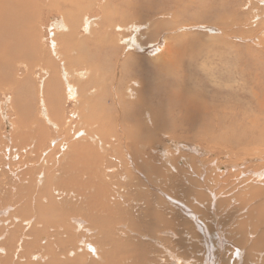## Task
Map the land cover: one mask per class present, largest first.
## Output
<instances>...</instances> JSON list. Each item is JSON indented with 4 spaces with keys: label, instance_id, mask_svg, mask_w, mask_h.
<instances>
[{
    "label": "bare ground",
    "instance_id": "6f19581e",
    "mask_svg": "<svg viewBox=\"0 0 264 264\" xmlns=\"http://www.w3.org/2000/svg\"><path fill=\"white\" fill-rule=\"evenodd\" d=\"M240 1L243 0H200L198 6L195 0H0V104L9 103L12 113L5 116L0 106V119L11 122L13 130L9 134L0 131V226L7 231L13 229L12 234L21 237L34 224L33 220L24 219L34 218L36 212L46 220L45 227L52 225V220L42 214L44 208L51 210L52 200L47 207L41 202L34 205L36 194L30 189L25 190L29 185L27 176L32 178V174L41 172L45 165L50 170H63L65 178L60 182L54 178L52 189L56 193L55 199H61L63 207L60 210L66 215L81 211L87 217L117 215L122 210L110 202V192L107 195L104 185L108 188V184L100 178L101 170L105 172L109 166L71 167L88 158L101 162L104 154L106 157L108 153L118 151L117 146H133L138 138L153 139L156 135L150 127L154 131L179 127L175 118L179 114L189 117L187 129L199 137L229 144L254 137L264 146V130L252 127L253 124L261 125V120L254 112L248 113L244 89L238 95L230 93L225 99L218 98L216 87L220 85L215 83L211 85L213 89H208L209 81L203 71L211 62L203 54L208 48H201L205 45L194 41L187 44L184 37L185 31L190 29L206 31L203 41L212 43L209 48L220 45L221 53L237 48L227 54L228 61L224 64L236 65L234 57L245 49L236 42L242 34L258 28L257 42L264 44V0H257L263 4L261 6L252 2L239 6ZM237 6V14L233 16ZM241 8L248 13L246 19L242 17ZM98 10L101 13L98 17L91 15ZM137 12L134 20L120 16ZM141 13L178 17L166 23H137ZM166 26L170 32L167 35L160 31ZM119 49L122 50L118 52ZM118 57H124V66ZM240 59L241 64L247 62L243 57ZM132 63L136 69L131 73ZM216 65H219L218 61ZM135 75L149 78L139 80L133 78ZM119 85L126 86L135 100L128 98L131 103L125 101L124 106H120L124 100L118 99ZM33 91L39 99L38 114L33 112L26 98L32 100ZM137 93L140 94L136 97ZM254 98L255 106H264V102ZM153 100L160 104L157 109L150 108ZM142 111L146 113L142 115ZM121 115H125V122ZM73 128L75 133H71ZM61 131L72 135V141L61 140L58 144L59 137L48 136L50 132L61 136ZM97 132L100 135L95 134ZM80 133L81 138L78 137ZM48 139L50 147L44 150L43 145ZM81 140H90L93 147L79 146V142L83 143ZM190 143L182 144L175 152L192 154L200 169L194 170L190 162L189 165L169 164L166 158L170 153L166 149H159L160 158H151L143 149L136 157L129 154L124 158L121 154L112 156L114 171L121 172L120 162H125L135 177L138 176V181L145 182L150 195H161L164 201H158L155 196L152 206L167 215L173 224L157 216L155 209L151 211L153 220L158 219L154 224L168 230L158 234L159 238L167 234L173 242L185 239L191 250L201 247V251L191 253L197 260L187 263L173 256V264H261L264 261V232L257 225L253 226L255 218L251 207H256L253 211L258 209L264 217V166L256 165L258 167L253 169L247 166L242 170L240 167L246 163L239 161L226 166H222L224 163L208 164L211 146L197 144V147ZM57 147L60 152L55 155ZM91 149L98 155H92ZM236 151L234 155L245 156L247 152L241 148ZM253 152L250 156L257 153L256 150ZM137 166L146 173L139 171ZM169 167L177 173L170 175L171 178L162 176H167ZM184 167L189 168L185 171ZM38 177L42 184L43 176ZM171 183L180 186L179 189L188 184L191 197L194 198V194L200 196L183 201L169 197L166 191ZM73 197L80 200L75 202ZM26 204L29 213L24 211ZM229 207L234 212L225 215L235 218L232 222L243 221L253 227L248 228L253 233L244 232L241 238L235 239L227 236L228 231L224 228L220 230V212ZM10 211L9 222L3 218ZM241 214H246V218L240 220ZM180 225V234H176L175 228ZM39 237L44 241L52 239L47 230L43 235L38 230L35 236L30 235V239ZM141 239L156 243V239L147 236ZM25 243L23 236L16 246V253L13 248L8 253L0 248V264H12L19 259L17 255ZM87 243L83 241L84 248ZM89 248L94 251L97 246L90 245ZM168 255L172 254L168 252ZM33 259L39 257L33 256ZM49 259L38 264H50L47 263Z\"/></svg>",
    "mask_w": 264,
    "mask_h": 264
},
{
    "label": "rangeland",
    "instance_id": "374dc122",
    "mask_svg": "<svg viewBox=\"0 0 264 264\" xmlns=\"http://www.w3.org/2000/svg\"><path fill=\"white\" fill-rule=\"evenodd\" d=\"M195 1H197L198 5V2L200 0ZM249 2H252V4H256V6L263 5L262 3H258L257 0H243L238 2V5L242 6L244 4H249ZM241 9H243L242 17L246 19L248 13H246L244 8ZM237 11L238 6L235 7V12L232 15L235 16L237 14ZM138 13L139 12H137V14H121L120 16H122L123 18V16L126 15L131 20H134L137 18ZM98 14H101L99 10L96 12V14H93V12H91V15H93L94 17H98ZM177 17L178 15L158 16L151 13H141L140 19H138L136 22L147 24H149V22L151 21H154L155 23H166L167 21L173 20ZM57 19L61 20V18ZM160 31L165 35L170 33L167 26L164 28H160ZM184 34L187 44L188 41H194L205 45L201 46V48H208L203 51V54L211 61L208 66H206L207 70H203L204 74L207 76V81H209L208 89H213L214 87L211 85L218 83L220 86L216 87V94L220 99H225L230 93L238 95L241 89H244L243 94L247 99L246 108L248 113L249 111L254 112L258 119L261 120V125L260 123H258L259 127L254 124L252 125V127H256L260 131L261 129L264 130V106H255L256 100L254 98L256 97L264 102V95L261 96V91L264 92V44L262 41L257 42V39L260 35V30L258 28H252L249 32L244 33L241 37H239L240 41L236 42L245 49H243L244 52L242 54L234 57L233 61L237 62V64L234 66H232L231 64L232 67L230 65L226 66L224 64H226L228 61L227 54L230 52H234V50H236L237 48H231L227 51V53L220 52V45H218L217 47L209 48L212 43L206 44L205 41H203V35L206 34V31H203L202 29H190L185 31ZM114 37L120 39V37L116 35ZM247 48L250 50H247ZM120 50L122 49H119L118 52ZM240 57L247 59V62L244 61V64H241L240 61L242 60L240 59ZM118 60L124 66V57H118ZM217 61L219 64L218 66L216 65ZM135 69L136 67L132 63L130 65V72L132 73ZM133 78L146 80L149 78V76L147 77L144 75H135L133 76ZM119 86L121 88V94L118 99L120 100L121 98L122 100H124V102H121L120 106H124L125 101L131 103V99L128 98H132L133 100H135V96L130 97L129 93L126 90V86ZM32 93V100H30L28 96L26 98L29 104L32 106L33 112L35 114H38L40 110L39 99L38 96L36 97V93L34 91ZM139 94L140 93H137L136 97ZM110 98L113 99L112 96H110ZM0 101H2V99ZM149 105L151 109H157L160 104L153 100ZM0 106L5 116H11L12 113L9 109V103H6L5 105L1 103ZM144 107L148 109L147 105H145ZM144 113L146 112L142 111V115ZM121 116L125 122V115ZM251 117L252 116L250 115V118ZM175 118L180 123L179 127L166 128L164 131H154V128L150 127L149 130L151 132H154V134L156 135L153 139H151L150 137L141 139L138 138L137 143L133 146H117L116 148L118 149V151L108 153L106 157L104 154L101 162L98 159L88 158L86 162L77 163L76 166L71 167L75 169H77L78 167L87 168V166L97 167L99 165L101 167L102 164L104 165V167H106V165L109 166L108 168H106L105 172L101 170L102 176L100 178L108 184L107 188V185L103 183L106 186V188H104L107 192V195L108 191L110 192V202L118 205L122 210L117 215H109L108 217L101 218L96 216L87 217L82 211L72 215H66V212L61 211L60 209L63 207L62 201L61 199H55L56 193L54 192V189H52V182L54 178H58L59 182L61 179L65 178L62 169L50 170V167L45 165L44 168L40 170L41 172L33 173L32 178L27 176L29 185L26 186L25 190L30 189L36 194V201L34 205L41 202V205L47 207L48 205H50V200H52L51 210H49L47 207L44 208V211L42 212V214L46 218L52 220V225L45 227L44 223L46 222V220L41 219V216H39L37 212L34 218L32 217L24 219L25 221L33 220L34 224L31 229H27L22 233L21 237L24 236V242L26 243L23 246V249L17 255L19 259H15L12 264H38V262H42L46 260V258H50L47 262L50 264H173V256L182 259V262L187 263H190L192 260H197L195 257L192 258L191 253L194 254L197 250L201 251V247H194V249L191 250L190 245H188V243L184 241L185 239L179 242L176 239L177 241L173 242L167 234H163L161 238H159L158 234L167 232L168 230H165V227H163L162 225L161 227H157V224H154V222H156L158 219L155 218L153 220L151 211L155 209V213L157 214V216L160 215L162 217V220L164 221L170 222V219L167 217V215L161 213L157 207L155 208L152 206L153 199L156 195L153 194L152 190L151 192L153 196L149 194V192L146 190L145 182L141 179L140 183L138 181V176L136 175L135 177L134 171L129 170V168L126 167L125 162H120L122 167L121 172L114 171V161L112 156L118 157L121 154V156L124 158L125 154H129L136 157L137 154H141V151L145 149L144 152H149L148 154L151 156V158H160L162 156L159 152V149H166L170 153V156L166 158L170 162L169 164L176 165L179 163V165H189L190 162L194 170L200 169V164L195 159H193L192 154L184 151L175 152V149L181 148L182 144L191 142L190 144H193L197 147V144L211 146V159L209 160L208 164H210V162H213L211 163L212 165H220L221 163H224L222 166H226L232 161H239L241 163H246L244 167H240V169L244 170L247 166L251 168L258 167L256 165H261V168L264 166V146L262 142L257 141L254 137H249L242 143L239 142L234 144H229L222 141H214L210 138L199 137L195 132L189 131L187 129L189 117H187L185 114H179L176 115ZM10 123L11 122H5L4 120L2 121L0 119L1 133L9 134V132L13 131ZM74 131L75 129L73 128V131L71 133H75ZM61 132L63 133V135L61 136L56 135L53 132H50L48 136L50 138L59 137L60 140H58V144H61L62 141H72V135L68 136L64 131ZM95 134L100 135L99 132ZM81 136L82 133L78 135L79 138H81ZM262 140L264 141V138ZM48 142L49 139L46 141L45 145H43L44 150L50 147V144H48ZM82 142L83 143L79 142V146H90V148L93 147L90 144V140H83ZM123 143H125V141H123ZM125 147L127 148L126 151L124 149ZM239 148L247 150V152H245V156H247L246 161L244 160V155L233 154V152H237L236 150ZM91 150L93 152L92 155H98L96 150ZM253 150H256L257 153L254 156H250L254 153ZM87 151L89 152V149H87ZM59 152V148L57 147L55 150V155H57ZM182 156L185 157V159L182 160L179 158ZM220 158L223 160L221 161ZM22 159L23 157L21 155L20 161ZM107 161L109 162V164ZM202 163H204V161ZM189 167H184L185 169L183 170L186 171V169H188ZM137 169L139 171L145 172L138 166ZM169 170L170 172L167 173V176H165V174H162V176L171 178L170 175H175L177 173V170H173L171 167H169ZM38 175L43 176L42 184L40 183ZM101 179L100 182L102 183ZM69 184L74 186L77 185L72 182H69ZM34 187L38 189V192ZM178 187L180 186H176L171 183L169 185V189L166 191L167 195L169 197L171 196L173 198L179 199V201H183L185 198V200H188L191 198L194 199L196 196H200L199 194H194V198L191 197L192 193L187 190L190 187L188 184H185L184 188L181 189H179ZM47 190L48 192H46ZM55 191L57 192L60 190ZM203 193L205 194L206 192ZM57 196L58 198L61 197V192ZM156 198L160 202L164 201L160 194H157ZM197 199L198 198H196V200ZM72 200L76 202L80 199L78 197H73ZM162 204L168 205L167 203ZM24 207L25 213H29V206L26 204ZM170 207L172 206L170 205ZM253 208L256 207H251L255 218V220H253V226L257 225L259 228H261V231L264 232V217L262 215L260 216V212L258 209L253 211ZM222 210L220 212L218 223L220 225V230L221 228H224V230L228 231L227 236L239 239L244 235V232L253 233V230H248V228L252 229L253 227H248V224H244L243 221L232 222L235 218H233L232 216L227 217L225 215L227 212L232 215L234 210L232 211L231 207H229L227 211H224V209ZM148 213L149 217L147 216ZM246 216V214H241L240 220L245 219ZM11 218L12 211H10L8 216L3 219H8L10 222ZM218 223L216 222L215 224ZM181 225L175 228L176 234H180L179 230ZM37 230L41 235L45 234L47 230L48 236L52 239L47 241L40 239V237L39 239H30V235L31 237L35 236ZM12 231L13 229H9L7 231L3 229L2 226H0V237H3L0 239V248H4L5 250H7V253L11 248H13L14 252L16 253V246L21 239L20 236L12 234ZM237 232L239 233V235H237ZM53 234L55 236H52ZM142 236L156 239V243L141 239ZM27 237L29 239L25 240ZM102 240H105L104 244L101 243ZM233 240L234 239H229V241ZM83 241L88 242V245L86 244L88 247L85 246L84 248ZM90 245H95V247L97 246V249H94V251H90ZM104 246H106V248ZM168 252H170L172 255H168ZM33 256H38L39 259L34 260ZM229 256L230 253H228V257ZM7 259L10 260V257L7 256ZM5 260L6 259L2 261L5 262ZM199 260H201V258H199ZM261 264H264V261H262Z\"/></svg>",
    "mask_w": 264,
    "mask_h": 264
}]
</instances>
